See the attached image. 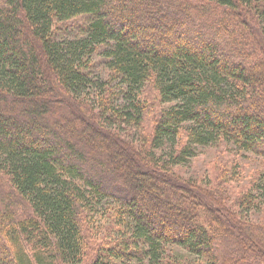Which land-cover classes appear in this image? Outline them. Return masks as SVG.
<instances>
[{"label": "trees", "instance_id": "1", "mask_svg": "<svg viewBox=\"0 0 264 264\" xmlns=\"http://www.w3.org/2000/svg\"><path fill=\"white\" fill-rule=\"evenodd\" d=\"M208 146L264 161V0H0V264H264Z\"/></svg>", "mask_w": 264, "mask_h": 264}, {"label": "rangeland", "instance_id": "2", "mask_svg": "<svg viewBox=\"0 0 264 264\" xmlns=\"http://www.w3.org/2000/svg\"><path fill=\"white\" fill-rule=\"evenodd\" d=\"M85 18L80 17L78 21H83ZM153 90H148L149 99L153 98ZM246 158L237 155L234 151L228 148L218 147H201L198 155L192 161L191 166L183 167V174L195 178L201 185H206L209 175L215 180L214 184H224L228 187V193H232L233 189L229 187L230 184L236 186L238 183L231 181L232 171L235 163L240 166L242 172L240 174V180L246 185L252 180L257 174V171L264 167V161L262 159L252 155L245 154ZM213 184V185H214ZM212 185V186H213ZM259 213H249L247 219L250 221H257ZM106 229V228H104ZM103 233V232H102ZM113 236V233L110 234Z\"/></svg>", "mask_w": 264, "mask_h": 264}]
</instances>
